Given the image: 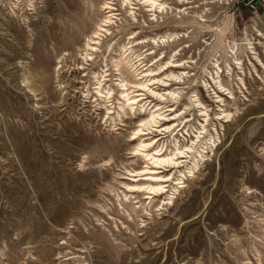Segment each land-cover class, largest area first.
I'll list each match as a JSON object with an SVG mask.
<instances>
[{"label":"rangeland","instance_id":"obj_1","mask_svg":"<svg viewBox=\"0 0 264 264\" xmlns=\"http://www.w3.org/2000/svg\"><path fill=\"white\" fill-rule=\"evenodd\" d=\"M92 1L0 0V264H264V0H163L155 16L135 1L133 27L114 0L120 20L85 62L84 40L68 49L62 33L86 9L95 30ZM131 33L178 37L133 50L143 69L181 64L150 86L173 97L146 104L178 116L149 136L156 150L183 152L152 200L127 192L147 165L127 142L141 110L119 109L117 84L134 76L108 56Z\"/></svg>","mask_w":264,"mask_h":264},{"label":"bare ground","instance_id":"obj_2","mask_svg":"<svg viewBox=\"0 0 264 264\" xmlns=\"http://www.w3.org/2000/svg\"><path fill=\"white\" fill-rule=\"evenodd\" d=\"M135 1L140 2L138 4L143 5L148 12H152L153 16H155L156 13H162V10L164 9L163 7L164 5L162 3L163 0H122L121 6L124 4L123 6L128 10V13L132 19L131 27L137 25V20L135 16L136 4L133 3ZM101 10L105 12V15L101 18L100 22L96 24V27L93 26L95 27V30L90 35L88 33H87L88 35L85 34V28L87 27V24L84 19H86L87 9L84 13L82 12L83 14L78 19H76L77 20L76 24L79 25L78 27L81 30L80 32L77 31L78 32L77 33L76 32L77 29L74 30L75 28L71 21L72 24L67 26L62 33L63 38H65L66 40L64 47L66 46L68 49L69 46H71V44L74 45L79 43L80 38L81 40H84L85 48L83 49L84 51L83 58L86 59L85 62L93 61L96 57L95 56L96 54L102 53L100 50L101 40H102L101 37H103L104 35H106L105 38L111 36L112 35V33L110 32L111 26L115 24L117 25L118 20H120L119 14L116 13L118 10L115 9L114 0H103L101 3ZM113 20L114 22H112ZM133 34L134 33L130 34V36L128 37V42L126 44H123L122 41L120 40L114 42L109 49L108 56L110 57V60L113 61L112 62L113 66L117 68L116 71H118L117 75H119V77L122 78L123 77L122 75L124 74H128V75L130 74L134 76L133 81L128 80L127 77H123V79L120 81L118 80L119 82L117 86L119 87L118 90L119 98H117V102H118L117 104L120 106L119 109L124 114H126L125 113L126 109L133 110L139 108L141 110L138 112L139 120H138L137 128L133 130L132 133L133 137L127 140V142L133 143L138 141L137 147L133 148L132 150L133 151L132 157L141 156L143 159H145V164L147 165L144 166L142 169L136 171L135 173L133 174L131 173L130 179L125 178L130 182V184L127 185L128 188L127 192L131 194H142L145 196L144 199L152 200L158 194L159 195L164 194L165 192L164 188L167 187L165 184L169 182L170 174L162 175V173L164 171H167V168H169L168 171L179 168L181 166L180 159L183 158L182 156L183 152L181 153L179 151L178 153L175 154L173 153L166 155L165 152L156 150L155 146L157 145L158 141L153 138L152 139L149 138V136L152 135L153 132H157L158 133L157 135H161L162 133H159L160 131L169 132L170 130H173V124L168 125L165 123H170L171 121L176 120L178 116L174 114L176 112L175 110H173L172 108L165 109V107H161L160 104L151 107L146 115L145 113L148 109V106H150V104H148L147 106L146 104L148 102V98L156 97L159 100V102L161 101L162 103L163 101L167 100V98L165 97L166 95L170 96L171 98L173 97L174 93L172 92H168L167 94L156 93L150 88V86L157 84L161 87H168L169 84L165 83L166 80H162L156 77L164 75L166 72H170L169 76L167 77L173 78L176 81L177 79H179V76H175L173 73H171V71L173 69L181 68V64L175 62L174 60L172 61L169 60L165 64L158 66L157 69H150L153 66L152 64L150 65V68L148 67L147 69H143L146 67V65H143V62H141L144 59L143 57H141L142 54L135 57L136 59L135 62L132 60L133 50L134 48L147 43L151 44L154 47H159L160 45H163L165 43L174 42L176 39H178V37L176 35H172L168 37H161L159 39L151 38L150 40L147 41L146 38L138 39L136 38V34L135 35ZM151 54H153V52H150L147 55H151ZM162 58L163 56L157 62L162 60ZM126 71L127 72L130 71V73H126ZM105 72H108V70H106ZM106 76L108 78V75H105V77ZM148 77H150L149 80H147ZM149 82L152 83L150 84ZM97 85H98V87L96 88L97 93L99 97H102L101 96L102 90L107 88H105V84L102 85V83H98ZM111 91L112 90L109 88L107 91V95L110 94L109 92ZM201 105L202 104L198 102L199 111L201 112V116L204 117L206 116L205 115L206 113L203 107H201ZM167 112L170 113L165 114ZM109 114H111V112H109ZM161 128L164 129L161 130ZM183 183L179 182L177 184H183ZM180 186L182 187L183 185Z\"/></svg>","mask_w":264,"mask_h":264},{"label":"water","instance_id":"obj_3","mask_svg":"<svg viewBox=\"0 0 264 264\" xmlns=\"http://www.w3.org/2000/svg\"><path fill=\"white\" fill-rule=\"evenodd\" d=\"M261 2V0H252L251 2H250V5L252 6V7H257L258 6V4Z\"/></svg>","mask_w":264,"mask_h":264}]
</instances>
